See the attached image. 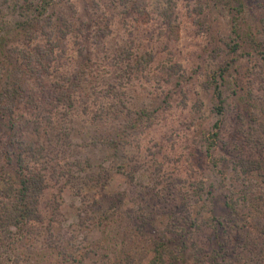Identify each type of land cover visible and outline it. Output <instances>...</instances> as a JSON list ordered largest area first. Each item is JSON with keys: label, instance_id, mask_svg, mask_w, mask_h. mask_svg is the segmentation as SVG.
<instances>
[{"label": "rangeland", "instance_id": "obj_1", "mask_svg": "<svg viewBox=\"0 0 264 264\" xmlns=\"http://www.w3.org/2000/svg\"><path fill=\"white\" fill-rule=\"evenodd\" d=\"M43 1L0 0V202L12 139L51 179L37 220L0 204V264H264V0Z\"/></svg>", "mask_w": 264, "mask_h": 264}, {"label": "trees", "instance_id": "obj_2", "mask_svg": "<svg viewBox=\"0 0 264 264\" xmlns=\"http://www.w3.org/2000/svg\"><path fill=\"white\" fill-rule=\"evenodd\" d=\"M57 4L56 0H44L42 5H41V11L42 14H46L47 10L51 7L53 8ZM51 15V14H50ZM50 15H47L49 17ZM26 22V21H23ZM47 24H51V18L49 17L48 20H46ZM27 24L26 23H18L16 26V30H26ZM8 45V36L2 35L1 30H0V50L2 53H4L5 48ZM13 74H8L5 77L2 76V80L0 82V95L4 94H10L13 98L12 100H15L16 95L11 94L12 92H15L16 94L19 93L21 95V89L16 82V80L13 77ZM15 80V81H14ZM20 87V88H19ZM62 98V97H61ZM59 97V99L61 100ZM72 106V105H71ZM143 114H146L143 112ZM11 124H12V120ZM118 129H115L113 134L111 135V139L107 140L108 142L106 143L109 147L114 148L116 151L120 150V145H121V137L123 138L126 136L127 131L134 129L135 124H129L126 121L124 123L120 122L119 123ZM34 130L35 132H38V127L35 123H33ZM218 135V133L215 135V137ZM47 138L50 140V144L53 143L54 138L51 135H48ZM13 141V142H12ZM10 142L8 148L13 149L14 153L13 155L17 156V163L15 165L16 170L15 174L13 177H11V194L8 197V201L0 202L2 205L3 211H6L8 216H10V222L15 227H20L23 223L31 222L33 220H37L38 215V202L39 199L41 198L44 190H46L49 186L48 180H51L50 177H48L45 173H42V164L45 161H42L44 159L43 152L44 149L43 147H40L36 144H34L33 141H29L28 144H24L23 142H17L15 139H12ZM16 143V144H15ZM215 142L212 144H209L208 149H211L213 146H215ZM251 159V158H250ZM241 166H245V173H251L255 171L258 167V165H254L255 162L252 160H242L241 161ZM10 164H13L12 162V157L10 160ZM101 172L102 167L98 168ZM55 170V168H54ZM99 170H96V172H99ZM46 171V169H45ZM92 176V175H91ZM94 177H90L89 180H93ZM98 178L97 180L100 182L105 183L106 179L101 178L100 176L95 177ZM72 179L75 180L76 178L72 176ZM102 179V180H101ZM197 197L201 198L202 200H208V197H211V191H204V194H201L200 191L197 193ZM206 207H203L202 210H205ZM201 213V212H200ZM223 225L222 221L220 218L218 221H216V225L214 227L215 230H217V227H220ZM233 226L232 229L235 226H239L238 223L236 222L235 225ZM234 230V229H233ZM218 238V237H217ZM155 248L154 251L156 253V259L157 260H162L163 254L165 249L168 246V243L166 244L165 242H154ZM178 248V254H182L181 251ZM212 262L215 264H220L218 262L219 258L221 255L219 253H216L215 251H212ZM174 252H172L173 254Z\"/></svg>", "mask_w": 264, "mask_h": 264}]
</instances>
